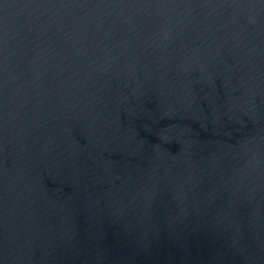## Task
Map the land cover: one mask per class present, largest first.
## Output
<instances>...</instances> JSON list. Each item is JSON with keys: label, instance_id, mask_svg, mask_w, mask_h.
Segmentation results:
<instances>
[{"label": "water", "instance_id": "water-1", "mask_svg": "<svg viewBox=\"0 0 264 264\" xmlns=\"http://www.w3.org/2000/svg\"><path fill=\"white\" fill-rule=\"evenodd\" d=\"M0 264H264V0H0Z\"/></svg>", "mask_w": 264, "mask_h": 264}]
</instances>
